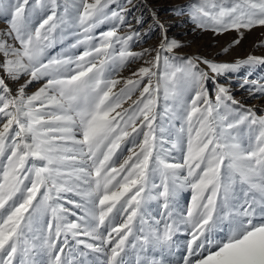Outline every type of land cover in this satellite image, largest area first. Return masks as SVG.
Masks as SVG:
<instances>
[{
	"label": "snow or ice",
	"instance_id": "1",
	"mask_svg": "<svg viewBox=\"0 0 264 264\" xmlns=\"http://www.w3.org/2000/svg\"><path fill=\"white\" fill-rule=\"evenodd\" d=\"M131 2L0 0V264H133L129 252L134 264H264V116L219 83L264 56L168 55L180 44L155 13L158 45L131 51L141 33H120ZM187 10L216 34L264 27V0ZM25 76L13 93L8 81ZM240 86L264 96V83Z\"/></svg>",
	"mask_w": 264,
	"mask_h": 264
},
{
	"label": "rangeland",
	"instance_id": "2",
	"mask_svg": "<svg viewBox=\"0 0 264 264\" xmlns=\"http://www.w3.org/2000/svg\"><path fill=\"white\" fill-rule=\"evenodd\" d=\"M126 3V0H124ZM194 2V0H132L131 5H128L129 13L126 17L127 24L120 29L121 34H128V25H131V30L140 32V39H134L130 42V50L140 52L142 49H155L161 38V28L154 25L153 13L166 30L169 39H175L179 42L180 47L174 49L168 55H175L180 57H204L215 62H235L237 59H245L249 55L264 56V27L256 26L251 30H242L243 35L235 30H230L225 33L216 34L211 30H202L196 27V24L189 18L187 6ZM3 3H15V0H3ZM178 6H184V13L181 15L175 11ZM141 19L142 23L137 24L136 20ZM10 16L6 17L0 14V33L8 30V21ZM108 25L102 26L99 31L107 30ZM240 40L239 44L233 45L234 40ZM11 43V41H9ZM74 40L69 39L64 45V48ZM229 48L228 52H224V48ZM83 47L74 51L78 55L83 51ZM61 52V46L57 45L55 48L48 51V56H55ZM154 55V52H153ZM151 56L145 55L143 59H138L128 64L123 69L114 73L115 78H127L132 72L136 71L140 66L145 65V62L150 60ZM203 67V66H202ZM247 78L249 81H258L264 83V66L257 65L252 69L242 67L237 72L228 73L221 77L219 83L229 87L234 98L239 100L246 108H252L258 116H264V96H250L247 87L241 88V83ZM28 77L21 78L18 82L8 81L9 86L15 93L20 84H23ZM42 84V81H34L27 87L26 93L31 94L37 90ZM210 87H213L210 83ZM214 99V87H213ZM137 92L133 99L138 96ZM163 101H161V106ZM127 106V105H125ZM131 145H129L130 147ZM170 147V145H166ZM127 155V152L124 153ZM123 158V157H122ZM121 158V159H122ZM172 162H177L174 158ZM159 183V179L156 181ZM190 200V193H184L181 197V203ZM145 211L153 216L158 215V204L155 201L149 202L145 206ZM188 237L180 234L177 239L185 241ZM183 249L177 251V255L183 253ZM129 258L133 264L135 262V253L129 252Z\"/></svg>",
	"mask_w": 264,
	"mask_h": 264
}]
</instances>
